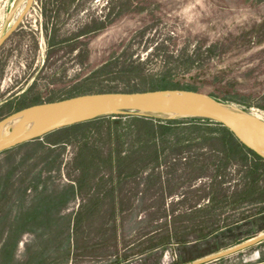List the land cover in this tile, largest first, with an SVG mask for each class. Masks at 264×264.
I'll return each instance as SVG.
<instances>
[{"label":"rangeland","instance_id":"obj_1","mask_svg":"<svg viewBox=\"0 0 264 264\" xmlns=\"http://www.w3.org/2000/svg\"><path fill=\"white\" fill-rule=\"evenodd\" d=\"M21 1L0 0V35ZM23 18L0 45V121L85 93L170 88L264 119V0H34ZM194 118L114 114L2 153L0 264H179L264 233V162L256 172L223 127ZM260 248L227 262L256 264Z\"/></svg>","mask_w":264,"mask_h":264},{"label":"water","instance_id":"obj_2","mask_svg":"<svg viewBox=\"0 0 264 264\" xmlns=\"http://www.w3.org/2000/svg\"><path fill=\"white\" fill-rule=\"evenodd\" d=\"M26 5L12 26L0 35V45L12 35L31 9ZM162 116L166 118L195 117L209 119L229 128L235 138L264 158V119L216 97L190 89H156L142 92L85 93L57 101L29 105L0 121V153L43 137L72 124L110 115ZM264 240V233L232 248L205 256L190 264H204L232 255Z\"/></svg>","mask_w":264,"mask_h":264},{"label":"crops","instance_id":"obj_3","mask_svg":"<svg viewBox=\"0 0 264 264\" xmlns=\"http://www.w3.org/2000/svg\"><path fill=\"white\" fill-rule=\"evenodd\" d=\"M253 218H254V216L250 217V219H247L246 218L244 220H241V221L237 222L236 225L237 226H241V225H243V223H245L246 221H250ZM217 232H214V234L207 235V236L203 237V239H199V240H195V241H189V243H185V244H183V246H186V247L191 246L193 248H196L198 246L204 245V243L207 242V241L209 242V241L216 240V236L217 235H215V234H217ZM219 248L220 247L216 248V250L213 251V252H204L206 254L203 253L204 255H201V257H190V259L184 258V255L181 254L180 260H179L178 263L179 264H190L191 262L196 261V260H199V259H202L205 256L217 254L219 251L224 250V249H219ZM158 250H159V247L158 246H150V247H148L146 250H144V251H142V253H140L139 256L142 258L141 261L145 262L146 260H148V259L156 256ZM262 252H264V249L263 248H260V249L256 250V252L254 253V256H252L253 259L260 258ZM229 256L230 255L224 256V257L218 258V260H213V261H210V262H206L204 264H231V263H228L227 262V259H228ZM250 259H251V257L250 258H247V259L246 258L240 259V262L237 263V264H253V263H249L248 262ZM118 264H131V263H130V260L129 259L128 260L120 259V262ZM256 264H264V255H263V257H261V260L258 263H256Z\"/></svg>","mask_w":264,"mask_h":264},{"label":"trees","instance_id":"obj_4","mask_svg":"<svg viewBox=\"0 0 264 264\" xmlns=\"http://www.w3.org/2000/svg\"><path fill=\"white\" fill-rule=\"evenodd\" d=\"M192 90V89H190ZM134 117V116H132ZM106 118V116H100V118H96V119H92V120H87L86 122H82V123H77V124H72L71 126H67V127H62V128H59L58 130H62V129H67V128H72V126H77V125H83V124H86V123H89V122H96V121H100L101 119H104ZM196 120H199V119H203L207 122H210V123H215L216 125H220L221 127H223V129L225 130V133H227V135L229 136L230 140L234 143H236V145L238 146V148L240 150H244L246 153H247V156H251V158H253V161H254V165H253V168L255 169L256 172H258V170H260L262 167L260 166V163L264 162V158L261 157L258 153L256 154L255 152H253L252 150H250L249 148H247L244 144L240 143V141L235 138V136L233 135V133L229 130V128H226L225 126L219 124L218 122H213V121H210L209 119H204V118H194ZM58 130L56 131H53L51 133H54V132H58ZM51 133H48V134H45L43 137L41 138H44L46 137L47 135L51 134ZM41 138H38V139H41ZM38 139H35V140H30V142H25V143H22V144H19V145H16V147L14 148H11V149H8V150H5V151H2V153L4 152H9L11 150H14L16 149L17 147H21V146H24V145H30L31 143L35 142L36 140ZM0 153V155L2 154ZM225 163V164H223ZM228 162H222V164L220 165V170H224L226 165H227ZM255 166V167H254Z\"/></svg>","mask_w":264,"mask_h":264},{"label":"bare ground","instance_id":"obj_5","mask_svg":"<svg viewBox=\"0 0 264 264\" xmlns=\"http://www.w3.org/2000/svg\"><path fill=\"white\" fill-rule=\"evenodd\" d=\"M20 1H21V0H20ZM22 1H23V0H22ZM22 1H21V2H22ZM19 3H20V2H19ZM17 4H18V3H17ZM18 5H19V4H18ZM16 6H17V5H16Z\"/></svg>","mask_w":264,"mask_h":264}]
</instances>
